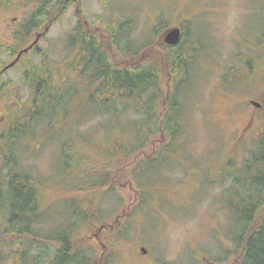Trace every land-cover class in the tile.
I'll use <instances>...</instances> for the list:
<instances>
[{
	"label": "rangeland",
	"instance_id": "obj_1",
	"mask_svg": "<svg viewBox=\"0 0 264 264\" xmlns=\"http://www.w3.org/2000/svg\"><path fill=\"white\" fill-rule=\"evenodd\" d=\"M9 1L12 4H0V43L3 46L10 43L11 31L29 11L27 0ZM68 4L39 44L40 50L60 62L71 55L68 39L77 21L98 31V27L111 19H130L133 28L124 43L130 48H141L147 43L159 47L164 44L163 34L168 28L184 25L182 31L186 38L191 34L194 43L204 46L195 47L192 91L184 99L187 123L173 147L174 155L179 157H171L170 146L168 151L163 148L161 154L174 161L175 169L169 171L164 167L156 181L143 185L147 190L145 203L140 205L135 189L125 181L117 180L111 191L107 186L98 187L97 184L107 177L100 164L96 171L93 170L94 186L87 190L83 187L72 190L70 196L64 195L62 199L61 190L55 185L60 184L56 179L61 173L56 144L45 145L43 130L29 138L30 146L36 140L42 145L33 153L30 151L27 158L19 159L20 166L36 173L41 179L35 178L36 184L49 182L44 188L39 186L44 207L49 209L47 212L42 210L44 220L31 223L32 230L49 236L74 223L72 231L77 242L81 241L85 247H95L98 255L107 247L112 257L111 249L114 252L121 250L123 264H238L240 253L232 238L238 229L226 207L224 187L229 185L225 183L230 181V174L237 172L255 146L252 141H243L236 146V135L231 132L242 127L250 113L254 114L255 131L256 128L260 131L256 136L260 137L264 132V49L259 43L260 37L264 36V0H77L76 5ZM178 5L186 10L182 17L174 15ZM34 55L31 58L37 60ZM247 55L258 60L250 69L244 68L243 58ZM0 59L9 62L11 57L0 53ZM21 74L20 65L0 76V83L10 82L15 89L0 95V122L7 94L14 93L13 99L29 106L30 91ZM250 100L260 104L261 108L257 109ZM85 108L88 112L89 107ZM127 115L135 113L128 111ZM230 116L233 118L231 123ZM101 121L111 124L113 117L110 115ZM9 123L5 122L4 126L8 127ZM92 129L83 128L82 131L87 133L91 143L90 138L97 139L101 150L114 137L126 135L125 130L112 125L97 124L92 125ZM158 136L157 133L155 139ZM161 147L164 146H157L156 150ZM16 151L20 153L19 149ZM113 163L111 160L109 164ZM10 169L3 168L0 173L5 174ZM70 188L75 189V185ZM88 197L90 204L86 202ZM63 200H71L73 205L65 210ZM125 206L127 211L122 214ZM101 214L109 216L98 219ZM115 219L116 227H125V237H117V241L110 237L106 228L100 227L102 220ZM7 226L5 214L0 212V246L4 256L11 254L12 260H19L23 254H18V250H26V246L16 243L14 234L5 233ZM51 243L42 245L44 257L47 252L52 253ZM35 246L27 251L41 252L42 248ZM28 255L22 258L25 260ZM11 263L7 261L6 264Z\"/></svg>",
	"mask_w": 264,
	"mask_h": 264
},
{
	"label": "trees",
	"instance_id": "obj_2",
	"mask_svg": "<svg viewBox=\"0 0 264 264\" xmlns=\"http://www.w3.org/2000/svg\"><path fill=\"white\" fill-rule=\"evenodd\" d=\"M70 2L77 4V0H27L29 11L11 31L10 43L5 46L0 43V53L10 56L11 62L40 34L38 41L22 52L12 66L21 65V79L31 96L29 106L18 103L13 99L14 93H9L2 108L0 170L6 167L12 170L0 173V212L5 214L8 224L5 233L14 234L15 242L22 247L25 245L26 250H18V254H23L20 261L12 260L11 254L4 256L0 246V264L7 261L11 264H123L121 250L114 252L111 249L112 257L107 247L98 255L95 247H85L81 241L77 242L72 231L74 223L49 236L32 230L31 223L44 220L45 212L42 210L49 209H45L39 190V186L44 188L49 182L36 184L34 179H41L33 170H23L19 159L27 158L30 151L33 153L42 145L36 140L30 146L29 141L40 130L45 133V145L56 144L58 149L61 173L56 179L60 184L55 185L61 190L62 199L64 195L70 196L72 190H80L81 187L87 190L94 186L93 170L101 166L107 177L97 184L98 187L107 186L111 191L117 180L125 181L135 189L139 196L136 200L141 205L146 202L147 195L143 185L156 181L164 167L169 171L175 169L173 160L164 157L166 155L161 156L163 148L168 151L170 146L171 157H179L174 155L173 147L187 123L184 99L192 91L195 47L200 49L204 45L194 43L192 35L186 38L183 32L175 45L160 44L154 48L147 43L141 48H130L124 44L133 28L130 19H111L98 27V31L77 21L68 39L71 55L60 62L40 50L39 44ZM0 4L12 3L0 0ZM181 27L185 28L184 25ZM259 43L264 49V36L260 37ZM142 51L148 53L142 54ZM33 54L37 60L31 58ZM249 58H243L245 69L252 68L258 61ZM9 62L0 59V76L7 71L2 70ZM6 90L15 91L12 83L2 81L0 95H6ZM86 106L89 107L88 112ZM128 111L135 115L128 116ZM110 115L113 117L111 124L101 121ZM5 122H10L8 127L4 126ZM97 124L117 126L125 130L126 135L114 137L101 150L97 139L90 138L91 143L87 133L82 131L83 128L93 130L92 125ZM157 133L159 136L155 139ZM254 143L243 165L237 169L238 174L231 173L230 181L225 183L229 185L224 187L226 207L238 229L234 231L236 235H232L240 253L238 264H264V132L254 139ZM157 146L164 147L157 151ZM111 160L113 164H109ZM74 185L75 189H71ZM90 199L87 198V204H90ZM63 201L65 210L73 205L71 200ZM122 211L124 214L127 206ZM106 215L101 214L97 218L102 219ZM115 221L102 220L100 227L106 228L110 237L117 241V237H125V227H116ZM113 226L116 227L114 230ZM49 241L54 249L44 257L45 247L42 245ZM34 246L42 248L41 252L27 251ZM25 255L28 257L24 260Z\"/></svg>",
	"mask_w": 264,
	"mask_h": 264
},
{
	"label": "flooded vegetation",
	"instance_id": "obj_3",
	"mask_svg": "<svg viewBox=\"0 0 264 264\" xmlns=\"http://www.w3.org/2000/svg\"><path fill=\"white\" fill-rule=\"evenodd\" d=\"M185 12H186V10L185 9H183V8H180L179 7V5L175 8V12H174V15L176 16V17H182V16H184L185 15ZM175 27H177V28H179V30H180V36H179V40L178 41H180L181 40V38H182V28H181V26H175ZM171 28H174V27H170V28H168V30L169 29H171ZM167 30V31H168ZM167 31L163 34L164 35V37H165V35H166V33H167ZM164 37H163V42H164V44H167V45H170V44H168V43H166L165 41H164ZM177 44V43H176ZM175 45V44H174ZM171 46V45H170ZM250 103H252L253 104V102L254 101H252V100H250L249 101ZM254 105V104H253ZM258 108L257 109H260L261 107H259V106H257ZM232 117L230 116L229 117V120H230V123L232 122ZM254 119V114L253 113H250L249 114V117H248V120H247V122L244 124V125H242V127H240V128H236L234 131H232L231 133L233 134V135H236L234 138H235V141H234V143L236 144V146L238 145V143H240V142H243V141H245L246 143L247 142H253V140L257 137L256 135L260 132V131H258L257 130V128H256V131H255V120H253Z\"/></svg>",
	"mask_w": 264,
	"mask_h": 264
},
{
	"label": "water",
	"instance_id": "obj_4",
	"mask_svg": "<svg viewBox=\"0 0 264 264\" xmlns=\"http://www.w3.org/2000/svg\"><path fill=\"white\" fill-rule=\"evenodd\" d=\"M179 36H180V30H179V28L174 27V28H171V29H169V30L167 31V33H166V35H165V37H164V41H165L166 43L170 44V45H174V44H176V43L178 42V40H179ZM39 38H40V34H37L36 37H35V39H34V40H33V41H32V42H31L26 48L20 50V51L18 52L17 56H16L11 62H9L7 65H5V66L3 67V70H2V71L6 70V69H8V68H10V67H12V66L17 62V60L19 59L21 53H22V52H25V51H27L29 48H31L32 45L35 44V43L38 41ZM253 104H254L255 106H260V104H258V103H256V102H253ZM141 250H142L143 252L146 251L144 248H141Z\"/></svg>",
	"mask_w": 264,
	"mask_h": 264
}]
</instances>
